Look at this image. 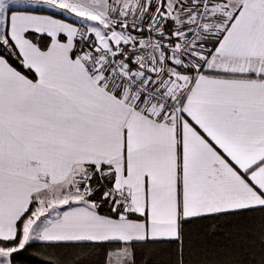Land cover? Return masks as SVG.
I'll use <instances>...</instances> for the list:
<instances>
[{"label":"snow or ice","instance_id":"6c2138e0","mask_svg":"<svg viewBox=\"0 0 264 264\" xmlns=\"http://www.w3.org/2000/svg\"><path fill=\"white\" fill-rule=\"evenodd\" d=\"M0 264H264V0H0Z\"/></svg>","mask_w":264,"mask_h":264}]
</instances>
